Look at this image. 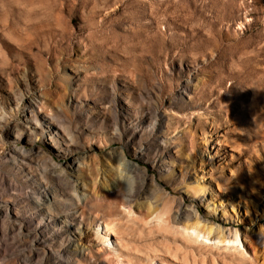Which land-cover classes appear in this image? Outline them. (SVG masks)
I'll use <instances>...</instances> for the list:
<instances>
[{"label": "rangeland", "instance_id": "rangeland-1", "mask_svg": "<svg viewBox=\"0 0 264 264\" xmlns=\"http://www.w3.org/2000/svg\"><path fill=\"white\" fill-rule=\"evenodd\" d=\"M263 74L264 0H0V106L18 121L46 94L64 146L85 153L88 167L68 176L70 187L60 175L70 158L12 160L6 134L0 166L58 189L54 204L77 213L84 236L99 221L119 224L124 259L86 248L74 264H264ZM36 114L47 127L41 108ZM47 141L38 144L48 150ZM122 156L140 170L129 175ZM76 184L99 192L86 209ZM124 204L138 217H122ZM179 205L189 212L172 230L149 224ZM196 214L241 229L249 257L185 240L175 229ZM0 244V264H67L57 254L64 237L47 244L50 253L40 247V259L9 237Z\"/></svg>", "mask_w": 264, "mask_h": 264}, {"label": "bare ground", "instance_id": "bare-ground-1", "mask_svg": "<svg viewBox=\"0 0 264 264\" xmlns=\"http://www.w3.org/2000/svg\"><path fill=\"white\" fill-rule=\"evenodd\" d=\"M193 81L197 82V79L189 82ZM256 83L257 87L260 84L263 85L264 92V74ZM19 95L23 96V92L20 91L16 95L17 98ZM43 97L45 98H42L41 101L36 99L34 102L31 100L26 107L27 110L24 109L25 112L28 111V114L18 121L14 118L16 116L14 111L10 112L6 107L0 106V134H6V138L14 143L11 151L17 158L12 157V160L18 161V156L26 159V157L42 155L45 161L53 166L56 163V155L70 158L67 170L61 168L60 175L64 176L66 183L71 187L73 184L70 183L72 179L68 180V176L75 178L84 173V166H87V155L85 153H72L69 148L65 147L67 140L63 135L64 133H61V130L52 122L53 116L47 111L50 103L46 99V94ZM18 104L19 101H17L16 105ZM36 107L42 109L45 121L49 123L47 127L40 120V117L37 116ZM257 107L258 105L254 104L250 111L255 114ZM40 136L48 140V144H46L48 150L38 144ZM22 140L26 145L30 146V150L19 146L18 142ZM122 160L129 175L130 172L140 170L137 164L132 163L126 157L122 156ZM0 162L3 163L1 159ZM163 164L167 167L166 163L163 162ZM90 169L91 166L89 167ZM129 175L122 174V178L126 180L130 178ZM123 179L113 186L118 197L124 194L126 190L122 182ZM57 190L56 188H50L48 184L40 180V177L32 173L25 175L23 180L21 178H10L8 173L0 166V238H11L13 240L12 245L26 248L31 258L40 259V247H42V254L50 253L51 250L47 244L51 245L56 239L64 237L68 239L69 245L65 246L57 254L60 259L66 258L67 260L63 261L67 264H74L76 259L78 260L79 253H84L86 248L91 250L98 248L99 256L112 254L117 258L124 259L123 248L126 245L118 231L120 228L119 224L117 222L109 223L106 220L99 221L90 234L87 236L82 235V222L78 218L77 213L66 212L64 211L65 209L56 206L58 203L54 204V201H59ZM74 194L84 206V209H86L99 192L95 188L93 192L85 191L82 194L78 184H76L74 185ZM127 202H131L129 198H127ZM50 208H55V211L49 210ZM121 208L122 217H138L132 206L124 204ZM84 211L83 215H86ZM187 212H189L188 209H185L183 205H179L177 209L167 207L149 224L172 230V222L179 217H183ZM195 217H197V222L194 225H185L175 229L185 240L199 247L204 246L231 252L242 259L249 257V253L243 243V232L241 229H225L220 225L204 222L197 214ZM42 218L44 221L40 222ZM74 233L79 235L81 242L73 239L71 235H74ZM14 249H16V246H14ZM2 251L0 244V255H2Z\"/></svg>", "mask_w": 264, "mask_h": 264}]
</instances>
